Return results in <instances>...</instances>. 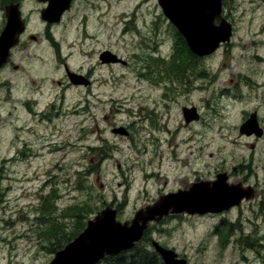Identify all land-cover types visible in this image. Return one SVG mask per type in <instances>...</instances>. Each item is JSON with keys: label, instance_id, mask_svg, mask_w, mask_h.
Segmentation results:
<instances>
[{"label": "rangeland", "instance_id": "1", "mask_svg": "<svg viewBox=\"0 0 264 264\" xmlns=\"http://www.w3.org/2000/svg\"><path fill=\"white\" fill-rule=\"evenodd\" d=\"M96 3L76 5L55 36L63 37L72 69L95 66L99 95L82 87L56 88L63 79L61 65L45 45L37 71L23 63L21 71L5 75L15 82L12 95L24 102L17 100L11 109L6 89L1 91L0 126H8L1 132L2 147L20 149L19 140L25 141L41 157L31 159V152L17 157L1 177L9 203L0 204L5 221L0 223V264H48L55 242L78 223L50 219L59 220L63 209L86 203L94 217L109 206L117 210L118 221H130L160 195L231 173L238 160L252 164L256 176L249 183H257V198L221 214L164 217L149 230L145 251L156 259L155 241L187 264H260L264 137L252 150L247 145L253 140L240 139L238 127L247 109L258 111L264 127V1L223 0V17L233 27L230 42L207 59L190 52L194 64L178 70L173 65L180 60L175 49L182 37L157 0H107L100 10ZM84 27L89 39L83 41ZM103 49L127 59V67L96 66ZM47 65L48 87L43 82L36 103L25 105L29 93L37 92L28 75L41 78ZM191 107L199 120L185 124L181 110ZM114 129L128 130L132 143ZM222 219L226 225L220 228Z\"/></svg>", "mask_w": 264, "mask_h": 264}, {"label": "water", "instance_id": "2", "mask_svg": "<svg viewBox=\"0 0 264 264\" xmlns=\"http://www.w3.org/2000/svg\"><path fill=\"white\" fill-rule=\"evenodd\" d=\"M157 3L194 55L208 56L220 43L230 40L232 27L221 18V0H157ZM215 19H220L218 25L214 24ZM105 55L109 61L123 64L114 54ZM68 77L72 81L76 75L68 73ZM182 115L185 124L199 119L194 107L182 108ZM113 132L123 131L114 129ZM262 133L255 114L239 128V134H254L259 138ZM243 196L238 187L226 184V174H218L214 181L194 183L188 190L161 197L153 205L137 211L130 222L117 221L116 210L107 206L89 219L85 229L58 250L49 264H96L105 256L131 249L142 238L149 222H158L168 214H217L237 206ZM249 197L250 194L246 196ZM153 247L163 264H187L174 251L158 243H153Z\"/></svg>", "mask_w": 264, "mask_h": 264}, {"label": "flooded vegetation", "instance_id": "3", "mask_svg": "<svg viewBox=\"0 0 264 264\" xmlns=\"http://www.w3.org/2000/svg\"><path fill=\"white\" fill-rule=\"evenodd\" d=\"M96 1H97L96 5H93V7L96 10H100L101 3H107V0H96ZM89 2L90 0H0V95H1V91L3 89H6L9 98L8 101H9V105L11 106V109H16L15 104L17 100H20L22 102H24V100L17 99L16 95H12L11 88L15 82L12 84L9 78H5V75L7 74L14 75L18 70L21 71L22 68H24L23 63L27 65L28 71L31 70L37 71L39 67V63L42 60V56L40 55V53L44 52L43 45L49 46L52 54V59L54 61H57L61 65L59 68L60 71L63 73V79L62 81H57L56 88L60 87L63 91H65L69 89H78L82 87L85 88L86 92L91 94V96L99 95L98 93H96L95 90L98 87L97 85L100 84L99 82L101 81V79L99 77H95L94 75L95 66H91L87 69L84 68L72 69L70 65L66 63L67 58L64 53L63 37L62 39L59 38L57 39L55 36V34L59 29L60 31L62 30V26L65 19L67 18L68 14L74 9V7L76 5L77 6L82 4L86 5ZM221 4L223 6V0ZM221 16L223 17V9L221 11ZM219 21L220 19H215L214 24H218ZM78 28H81V24L80 26H78ZM82 33L84 35V37L82 38L83 41L89 39V35L85 27L82 29ZM60 35L62 36V33H60ZM75 37H76V32H75ZM182 40L184 41V39ZM184 44L187 47L185 41ZM223 47L224 45L220 46V48L222 49ZM80 50H82V48H80ZM188 51L190 52L189 49ZM107 52L114 54L119 60L123 62V64L119 62L113 63L109 61L108 60L109 56L105 55V53ZM215 52H213L212 54H214ZM212 54L208 56H211ZM208 56H203V57L196 56V57L207 59ZM52 59L50 62L51 68L54 67V64L52 63L53 62ZM127 64H128L127 59L119 56L118 54L114 53L112 50L103 49L99 51L97 54L96 66L98 67H111L113 65L127 67ZM188 64H191V60L189 61ZM44 72L45 73L39 79L33 76L32 74L28 75L29 83L31 84V86H36L37 92L29 93L30 96L25 100V105L29 102L30 105L32 106L33 104L32 101L36 103V99L33 98L36 93L38 94L43 92L42 89L43 82L48 87V65L46 69L44 67ZM68 73L74 74L76 75V77H73V80L71 81L70 78L68 77ZM35 80H37V83H35ZM44 108H47V106L46 107L44 106L42 109ZM27 114L30 117L32 116L31 111H28ZM252 114H255L258 125L262 129L263 132L262 136L258 138L254 134H250V135L239 134V138L240 139L245 138L248 141L250 139L253 140L247 145L250 149L253 150L255 148V142L260 141L262 137H264V127L261 124V119L258 114V111L256 109H252L250 110V112H248L247 109V112L243 113V118L241 119V123L239 127L242 126L244 123H246ZM197 121H192V122H197ZM192 122L188 124H191ZM3 126L4 125L0 126V136H1V132L5 130L4 127H8V126H4V127ZM125 128L128 129L127 127ZM20 130L22 129H18V131ZM122 131L123 132L121 134L124 135V140H128V142L132 143L129 131L128 130L127 131L122 130ZM146 135H148V139H149V134L147 133ZM3 141L4 139L0 138V204L7 205V203H9L7 202V197H6L8 188L1 185V181H2L1 177L6 176V172H7L6 167L9 166L11 163H13L17 157H25L31 152L29 158L32 159L33 157H38V156L41 157V153L39 154H36V152L33 153L31 148L28 146V144L25 141L23 142L19 140L20 143H22L20 149H17L14 146L11 148L2 147ZM47 146L48 145L46 143V145H44V148H46ZM40 147L43 148V145L41 144ZM27 149L29 151H27ZM251 166L252 164L249 163L248 161L242 162L241 160H238L236 165L232 167L231 173L228 172L218 173V174H226V184L238 187L239 190L244 194L239 204L236 207H232V208H239L240 206L248 202L251 198L255 199L258 197L257 194H259L258 192L259 188L257 187V183L254 181H252V183H249V181L254 176H256L254 175L256 174L255 170H252ZM240 173H242V175H240ZM232 176H234L236 182L229 183V180ZM192 184L193 182H190L189 187L179 190H186L190 188ZM169 194L170 193L162 194L158 197L157 200ZM249 194L250 197L246 198V196H248ZM261 197H264V195ZM46 205L47 203L45 204L44 208H46ZM44 208L42 209V211L44 210ZM2 210H4V208ZM183 215H187V214H183ZM167 216H172V215L168 214L164 217ZM42 217H43V213H42ZM0 223L4 224L5 221L1 222L0 220ZM38 223L36 222V226L38 225ZM154 224H156V222L149 223L146 230L152 229L154 227ZM219 225H221L220 228H223V225H226V222L222 219ZM147 232L148 231L145 232L144 236L147 235ZM2 238L4 241H9L7 236H4ZM143 240L145 241L146 237H144ZM153 242L156 243L155 241L151 242L152 248H153L152 245ZM253 245L254 244H251V246ZM154 252L156 254V251Z\"/></svg>", "mask_w": 264, "mask_h": 264}, {"label": "trees", "instance_id": "4", "mask_svg": "<svg viewBox=\"0 0 264 264\" xmlns=\"http://www.w3.org/2000/svg\"><path fill=\"white\" fill-rule=\"evenodd\" d=\"M178 40L179 43L175 51H176V55L180 57V60L177 61V63H175L173 67L176 69L183 66L187 67V65H190L188 64L190 60H192L191 62V66H192L194 64L193 60L195 57L188 51L187 47L184 44V41L180 37H178ZM169 70H171V67H169ZM181 72H185V71L182 70ZM93 212H94L93 209L90 208L88 204L84 203L81 205L76 204L75 206H71L66 209H63L59 216L60 217L59 220H56L55 218H52L50 216V219L53 222L59 221L61 223H64L66 220H70V219L71 220L73 219L75 222L78 221L75 229H73L69 234H65V236L62 239L63 241H61L60 243H56L57 241L55 242L56 249L54 252L61 249L65 244L71 241L84 229L86 224L85 221H87L89 218L92 217ZM52 226L50 227V230ZM56 240H58V237ZM126 253L129 254L130 256L129 258L125 256ZM97 264H163V263L161 259H159L158 257H156L155 259L152 253L145 251L144 240H142L133 249L127 252H122L115 256L105 257ZM260 264H264V256H262Z\"/></svg>", "mask_w": 264, "mask_h": 264}]
</instances>
